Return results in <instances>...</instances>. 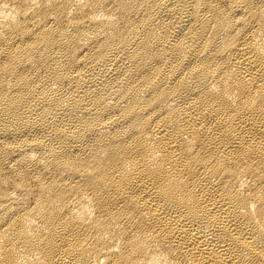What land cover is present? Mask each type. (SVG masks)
Wrapping results in <instances>:
<instances>
[{
    "label": "bare ground",
    "instance_id": "6f19581e",
    "mask_svg": "<svg viewBox=\"0 0 264 264\" xmlns=\"http://www.w3.org/2000/svg\"><path fill=\"white\" fill-rule=\"evenodd\" d=\"M0 264H264V0H0Z\"/></svg>",
    "mask_w": 264,
    "mask_h": 264
}]
</instances>
